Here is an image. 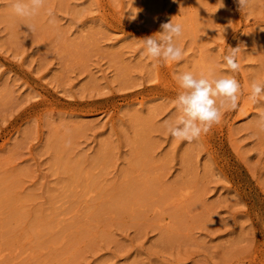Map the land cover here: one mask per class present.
Listing matches in <instances>:
<instances>
[{
    "label": "rangeland",
    "instance_id": "obj_1",
    "mask_svg": "<svg viewBox=\"0 0 264 264\" xmlns=\"http://www.w3.org/2000/svg\"><path fill=\"white\" fill-rule=\"evenodd\" d=\"M223 2L0 0V264H264V0ZM172 17L184 58L152 60ZM181 71L241 86L192 142L168 131Z\"/></svg>",
    "mask_w": 264,
    "mask_h": 264
},
{
    "label": "clouds",
    "instance_id": "obj_2",
    "mask_svg": "<svg viewBox=\"0 0 264 264\" xmlns=\"http://www.w3.org/2000/svg\"><path fill=\"white\" fill-rule=\"evenodd\" d=\"M240 12L246 11L251 6V0H235ZM219 8H224L223 0H218ZM45 0H12L10 5L13 13L22 18L30 19L38 14L44 6ZM53 16L51 12L48 13ZM136 19V14L129 17ZM54 21V17H53ZM50 21V22H53ZM29 32L35 31L32 24H25ZM183 35V26L175 22L172 17L168 22L160 25V31L141 38L146 55L152 60L167 62H180L184 58L183 49L177 41ZM239 47L232 48L223 57L224 64L230 72L240 68L237 59ZM181 91L173 103L181 113L175 124L168 126V131L173 138L192 142L197 140L202 133H207L214 124L222 118V108L228 107L235 110L241 94V86L237 79L228 74L219 76L201 73L196 76L191 71H181L175 76ZM220 98V106L217 99ZM250 99L254 104L264 101V84L253 81L250 85ZM257 125L264 131V110L257 116Z\"/></svg>",
    "mask_w": 264,
    "mask_h": 264
}]
</instances>
